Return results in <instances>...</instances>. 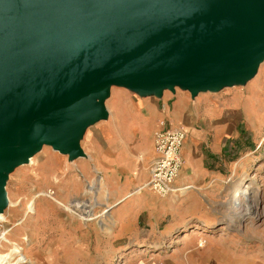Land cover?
I'll return each mask as SVG.
<instances>
[{
    "label": "water",
    "instance_id": "obj_1",
    "mask_svg": "<svg viewBox=\"0 0 264 264\" xmlns=\"http://www.w3.org/2000/svg\"><path fill=\"white\" fill-rule=\"evenodd\" d=\"M263 61L264 0H0V213L5 174L44 145L84 156L112 83L196 97Z\"/></svg>",
    "mask_w": 264,
    "mask_h": 264
},
{
    "label": "rangeland",
    "instance_id": "obj_2",
    "mask_svg": "<svg viewBox=\"0 0 264 264\" xmlns=\"http://www.w3.org/2000/svg\"><path fill=\"white\" fill-rule=\"evenodd\" d=\"M251 84L261 91V97L253 104L260 112L263 105L259 101L264 100V61L252 78L218 91H201L193 97L191 92L176 86L174 92L166 88L161 97L167 91L175 97L184 95L188 102L190 98H195L196 102L201 99L199 106L208 103L216 106L218 114L208 123L224 127L222 144L232 141L234 151L229 156H221L226 170L224 189L216 194L211 206L214 225L209 231L224 233V237L238 242L239 247L245 249L248 264H264V125L248 122L245 107L235 104L236 95H240L243 102ZM158 99L160 96L153 91L143 94L112 83L108 94L99 99L108 115L88 122L79 137L84 156L72 161L68 154H60L52 146L44 145L33 155V164L16 166L5 174V189L13 204L4 213L11 224L1 226L0 230L19 244L26 264H153L141 257L127 261L122 254H112L109 242L117 227L113 218L116 204L126 192L137 194L142 187L146 188L137 186L128 191L127 188H135L133 184H137V180L128 187L126 175L116 167L129 162L132 176L137 177L145 168L149 172L153 162L146 149L152 138L148 137L145 127L143 133L132 132L128 122L142 115L144 102ZM189 105L194 109L193 104ZM200 122L198 120L197 128L205 127ZM208 141L212 147L216 139L212 135ZM240 181L253 182L261 193L257 201L247 203L237 214L235 224L229 226V200L233 184ZM50 191L55 195L49 194ZM31 200L35 201L36 212L26 217ZM75 202L94 205V213L99 218L88 221L80 210L71 206ZM12 250V246L0 243L1 254L8 255Z\"/></svg>",
    "mask_w": 264,
    "mask_h": 264
},
{
    "label": "crops",
    "instance_id": "obj_3",
    "mask_svg": "<svg viewBox=\"0 0 264 264\" xmlns=\"http://www.w3.org/2000/svg\"><path fill=\"white\" fill-rule=\"evenodd\" d=\"M248 86L252 88L245 94L243 102L240 95H236V107H245L248 122L264 125V100L259 101L263 105L260 112L253 106L261 97V91L255 85ZM190 99L188 102L182 94L175 97L166 92L157 102H144L142 115H136L128 126L134 133H143L145 127L148 137L152 138L151 145L146 146L152 162L156 157L153 138L160 124L167 120L185 124L187 136L181 153L184 162L174 185L193 189L183 196L173 194L166 198L143 187L137 194L126 192L113 210L117 227L109 246L112 254H122L127 261L141 257L153 264H248L245 249L240 248L238 242L224 237V233L209 231L214 225L211 206L216 194L224 189L226 170L221 156H229L234 149L232 141L222 144L224 127L208 123L218 114L216 106L209 103L199 106L201 99L197 102L195 98ZM189 104H193L194 109ZM198 120L205 127L197 128ZM212 135L216 141L211 147L208 137ZM117 168L126 175L128 187L137 180V184H133L135 188H127L128 191L145 186L150 179L146 168L133 177L129 162Z\"/></svg>",
    "mask_w": 264,
    "mask_h": 264
},
{
    "label": "built area",
    "instance_id": "obj_4",
    "mask_svg": "<svg viewBox=\"0 0 264 264\" xmlns=\"http://www.w3.org/2000/svg\"><path fill=\"white\" fill-rule=\"evenodd\" d=\"M154 136L156 157L150 167V179L145 187L163 198L173 194L183 195L186 190L177 188L174 184L183 167L181 153L186 141L187 128L183 123L175 124L167 120L160 124V129Z\"/></svg>",
    "mask_w": 264,
    "mask_h": 264
},
{
    "label": "bare ground",
    "instance_id": "obj_5",
    "mask_svg": "<svg viewBox=\"0 0 264 264\" xmlns=\"http://www.w3.org/2000/svg\"><path fill=\"white\" fill-rule=\"evenodd\" d=\"M55 152H57V151H55ZM29 160L30 161L27 163L28 165H31L34 163V157L33 156H31ZM187 189H193V187L184 188V190H187ZM5 192H6V189H5ZM260 193H261L260 188H258L256 185H254L253 182H247L246 183V181H240L239 183L235 184V187H234L233 192H232L231 200H230L231 201V208H230V211H229L228 216H227L229 226H232L235 224L237 214H239L242 211V209L247 205V203H249V202L252 203L254 201H257L258 197L260 196ZM49 194H52L54 196L55 192L50 191ZM46 195L49 196L48 194H46ZM12 204H13V202L12 203L10 202L9 195L7 194V206L6 207H10V205H12ZM71 206L80 210V212L86 216L88 221L95 220V219L99 218V216L95 215L94 205H92V204L89 205L86 203L75 202ZM35 212H36L35 201L31 200L27 205L26 217L30 213L34 214ZM4 213H5V211L3 213H0V228H1V226H5V225L10 223V222H8V219L5 217ZM1 233H2V231L0 230V235H1L0 236V243H1V245L2 246H3V244L7 245V246L10 245V246H12L13 250L8 255L1 254V252H0V264H26L27 259H26L25 255L22 254L21 251H19V249H18L19 244L14 243V240L8 238V234L6 233V231H4L2 234Z\"/></svg>",
    "mask_w": 264,
    "mask_h": 264
}]
</instances>
